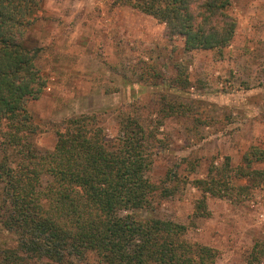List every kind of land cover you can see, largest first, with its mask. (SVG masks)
Listing matches in <instances>:
<instances>
[{
  "label": "trees",
  "instance_id": "16d2710c",
  "mask_svg": "<svg viewBox=\"0 0 264 264\" xmlns=\"http://www.w3.org/2000/svg\"><path fill=\"white\" fill-rule=\"evenodd\" d=\"M44 2L0 0V232L15 244L0 247V264H89L92 258L103 264H217L219 251L190 242L186 226L141 216L180 188L179 164L161 181L149 177L166 146L160 124L148 126L121 112L118 134L110 137L101 116L80 114L53 126V150L39 148L40 127L28 103L44 94L47 82L37 65L42 49L28 46L24 36L41 18ZM126 4L165 24L170 37H182L188 52L222 55L234 40L232 0ZM176 68L179 77L168 84L173 89L188 83ZM158 113L165 120L191 116L192 110L165 97ZM263 162L260 147L249 148L240 166L229 157L212 161L206 178L193 181L201 192L194 218L211 216L209 197L240 201L263 188L264 169L257 168ZM244 264H264V236Z\"/></svg>",
  "mask_w": 264,
  "mask_h": 264
},
{
  "label": "rangeland",
  "instance_id": "374dc122",
  "mask_svg": "<svg viewBox=\"0 0 264 264\" xmlns=\"http://www.w3.org/2000/svg\"><path fill=\"white\" fill-rule=\"evenodd\" d=\"M126 2L45 0L24 36L28 46L42 49L37 65L47 82L44 94L28 103L40 127L36 142L53 150V126L80 114L101 116L110 137L118 134L121 112L160 124L166 146L149 177L161 181L179 164L180 188L141 216L186 226L190 242L219 251L217 264H244L264 236V187L240 201L209 197L211 216L195 219L201 192L193 181L206 178L212 161L229 157L236 167L249 148L264 150V0H232L228 13L237 29L222 55L186 51L182 37H170L165 24ZM177 65L188 83L173 89L168 84L179 77ZM165 97L189 105L191 116L163 120ZM12 246L13 237L0 232V247ZM89 264L103 263L92 258Z\"/></svg>",
  "mask_w": 264,
  "mask_h": 264
}]
</instances>
